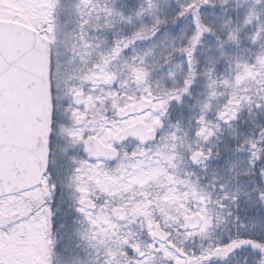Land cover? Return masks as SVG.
Segmentation results:
<instances>
[{
    "label": "snow or ice",
    "instance_id": "1",
    "mask_svg": "<svg viewBox=\"0 0 264 264\" xmlns=\"http://www.w3.org/2000/svg\"><path fill=\"white\" fill-rule=\"evenodd\" d=\"M0 264H264V0H0Z\"/></svg>",
    "mask_w": 264,
    "mask_h": 264
}]
</instances>
